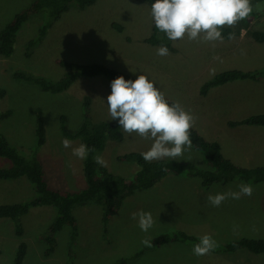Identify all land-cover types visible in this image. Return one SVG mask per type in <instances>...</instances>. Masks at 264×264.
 <instances>
[{
    "label": "rangeland",
    "instance_id": "1",
    "mask_svg": "<svg viewBox=\"0 0 264 264\" xmlns=\"http://www.w3.org/2000/svg\"><path fill=\"white\" fill-rule=\"evenodd\" d=\"M32 1L0 0V29ZM251 3L253 12L250 16L232 27L235 39L205 43L189 40L186 34L175 42L177 50L168 49L166 56L157 55L162 45L145 41L151 35L153 24L151 6L147 2L97 0L83 9L73 3L48 29L44 39L28 49V41L37 35L46 18L43 13L31 16L17 32L13 53L10 56L0 54V87L6 89V94L0 99V112L13 110L10 116L0 120L1 132L19 152L28 157L36 156L42 162L51 187L71 192L85 188L84 159L72 154V149L81 141L79 138H67L63 130L72 132L82 122L86 110L85 96L91 98L90 115L93 120H111L107 104L111 81L104 75L79 74L69 88L52 93L34 83L14 78L13 72L25 70L59 79L67 71L57 62L59 58L79 63L99 62L123 70L126 62L122 56H128L130 66L123 71L137 77L140 74L148 76L165 96L179 101L196 117L193 127L199 133L209 140L226 138V142L233 146L238 137L232 135L242 129L246 132L264 130V126L247 124L231 130L227 125L231 120L264 113V77L253 86H245L238 81L218 85L207 95H201L200 89L207 80L224 70L264 68V42H257L248 32L264 28V0H251ZM256 4L261 5V11L255 10ZM112 22L122 25L124 30L119 32L111 25ZM214 56L220 59L214 60ZM38 109L44 113L47 130L46 141L41 146L37 144L36 134ZM114 121L118 122V119ZM121 130L122 140L108 139L105 147L95 155L103 157L110 171L131 176L138 169L137 163L118 160V155L130 151L145 152L152 141ZM64 139L70 140L72 146L65 148L62 145ZM247 142L257 143L258 140L248 139ZM177 160L191 161L200 168H208L203 151L193 146ZM11 164L8 157L0 156V167ZM241 182L245 181L236 178L227 184L214 183L209 189L220 190V193L235 192L239 191L237 185ZM197 183H200L199 177L167 174L152 187L126 196L118 211L110 216L107 230L100 204L87 202L77 205L73 210L78 223L76 238L72 240V230L65 225L57 232V246L50 255H45L47 244L39 239V235L55 218L57 211L54 206L32 207L21 219L25 229L21 237L17 236L11 218L0 217V264H13L21 241L27 244L23 264H114L123 257L129 258L124 264H264V252L254 253L246 248L234 252H210L203 256L194 255L193 246L185 241H170L158 247L145 248L143 240L150 241L161 233L172 234L180 230L197 238L211 235L218 245L243 237L264 238V181L245 183L251 184L257 197H253L250 203L231 198L220 207L201 200V194L207 189ZM34 193L26 176L0 178V204L22 202ZM141 210L150 212L154 220L147 232L139 228L138 220L132 219V213ZM215 212L222 214L212 215ZM234 221L233 233L228 234ZM209 226L214 230H209ZM213 232L216 235H212ZM139 251L141 254L134 257Z\"/></svg>",
    "mask_w": 264,
    "mask_h": 264
},
{
    "label": "trees",
    "instance_id": "2",
    "mask_svg": "<svg viewBox=\"0 0 264 264\" xmlns=\"http://www.w3.org/2000/svg\"><path fill=\"white\" fill-rule=\"evenodd\" d=\"M97 0H33L29 5L18 11L13 18L0 29V54L10 56L14 51L16 35L24 22L31 16L43 13L45 20L41 24L37 35L31 38L27 43V48L31 49L39 44L47 34L48 29L57 21L65 12L70 9L71 4H76L80 8H86L93 5ZM147 2L150 6L155 0H138ZM151 35L145 38L147 43L153 45L167 46L173 52L177 50L166 34L160 32L152 20ZM111 25L119 32L124 27L117 22ZM247 26V23H245ZM244 28V27H243ZM235 32L232 27L224 26L222 35L228 39V34ZM248 32L257 42H264V28L250 29ZM57 62L67 68L66 73L59 79H50L39 76L25 70H16L13 76L16 79L27 81L38 85L42 90L52 93L61 92L69 88L76 80L77 76H96L104 75L110 81L119 76L126 80H135L134 76L123 70L107 66L103 63H79L59 58ZM264 77V68L256 70L228 69L219 72L213 78L207 80L200 89L201 95H207L209 90L215 86L224 84L236 79H253L260 80ZM6 94V89L0 87V99ZM171 104L173 99L165 96ZM85 113L80 125L72 132L63 130L67 138H79L81 144L88 145L89 148H95L94 153L90 152L83 161V171L86 178V187L79 191H67L53 188L49 185L45 177V171L42 162L36 157H28L19 152L13 146L7 137L0 130V156L8 157L12 164L9 167H0V178L16 179L26 176L34 188V195L25 201L14 203L0 204V217H9L14 221L15 232L17 236L24 234V225L22 217L29 212L32 207L42 205H52L56 208L57 214L49 224L47 230L39 235V239L47 244L45 255L53 253L57 246L56 234L65 225H68L72 232L71 238L74 240L77 235L78 223L74 215V207L87 202H94L102 206V219L104 228L107 230V222L110 216L116 213L126 196L133 194L137 190L148 189L156 182L169 173L176 175L186 174L200 178L203 188H209L214 183L227 184L236 178L245 182L259 183L264 181V166L245 167L236 164L226 157L221 149V145L216 140H209L204 137L196 128L190 130V138L195 149L204 153V158L208 168H200L191 161L173 160L166 158L159 161L146 162L141 155L142 152L130 151L118 155V160L134 161L138 169L131 176H123L110 171L106 166H101L93 160V156L102 150L108 139L122 140L123 133L119 123L114 120L95 121L90 115L91 98L85 96ZM12 109L0 112V120L10 116ZM65 119V118H63ZM259 125L264 126V113H255L240 120L229 121L230 126L238 125ZM46 125L44 113L41 109L37 112V144L41 146L46 141ZM170 241H185L192 246L199 243V238L188 234L185 231L175 233H161L150 240L152 246H145L150 249L161 246ZM240 248H246L254 253L264 252V238L243 237L232 240L225 244H220L211 252H234ZM142 251L135 253L136 257ZM27 254V244L24 241L19 242L15 253L13 264H23ZM128 257L117 260L114 264H124Z\"/></svg>",
    "mask_w": 264,
    "mask_h": 264
},
{
    "label": "clouds",
    "instance_id": "3",
    "mask_svg": "<svg viewBox=\"0 0 264 264\" xmlns=\"http://www.w3.org/2000/svg\"><path fill=\"white\" fill-rule=\"evenodd\" d=\"M255 10L261 11V5L256 4ZM252 12L251 0H155L151 4L155 27L173 41V46L186 34L188 39L193 41L223 42V27L235 26ZM228 39H235V32H230ZM168 54L167 46H161L157 50L159 56ZM213 59L219 60L220 57L214 56ZM107 104L111 120L118 119L119 126L125 133H136L141 138L152 141L149 150L141 153L146 162L165 158L176 160L183 156L185 151L191 150L193 145L190 130L196 117L179 101L170 104L148 76L140 74L135 80H126L123 76L115 78L111 81V94L107 97ZM62 145L65 148L72 146L68 139H64ZM95 151V148L80 144L72 149V154L85 159L90 152ZM93 160L101 166H106L100 155L93 156ZM237 187L239 191L209 194L208 203L219 207L228 198L238 200L243 195L251 196L253 193L251 184L241 182ZM132 219L138 220V226L144 232L154 224L152 214L143 210L132 213ZM142 243L152 246L147 239ZM216 247L218 244L213 237L205 234L199 238V243L193 246L192 251L196 256H203Z\"/></svg>",
    "mask_w": 264,
    "mask_h": 264
},
{
    "label": "crops",
    "instance_id": "4",
    "mask_svg": "<svg viewBox=\"0 0 264 264\" xmlns=\"http://www.w3.org/2000/svg\"><path fill=\"white\" fill-rule=\"evenodd\" d=\"M122 59H123L124 62H126V68L129 67L130 66L131 59L128 56H122ZM132 63H133V60H132ZM126 68L123 69V70H126ZM261 80L262 79H260V80L236 79V80H233V81L241 82L245 86H247V85L253 86L254 83L259 82ZM233 81L226 82V83H224V85L225 84H228V83H231ZM207 94H209V92ZM218 116L219 117H222L221 114H218ZM213 120H215V119H213ZM227 125L230 128H232L231 130H234V129L239 128V127L241 128V127L244 126V125L230 126L229 125V121L227 122ZM232 136L233 137H238V139L235 141V143H234L233 146H230L226 142V138H224V140L218 139V142L221 145L222 152H223V154L226 157H228L229 159H231L236 164H239V165L245 166V167L264 166V130L255 131V132H246L244 129H242V131H239V132L233 134ZM245 139H247V140L248 139L249 140L256 139V140H258V142L257 143L247 142V140L244 141ZM243 142H245V143H243ZM244 183H246V182H244ZM199 184H198V186H199ZM209 188H207V190L205 191V193H202L201 194V197L200 198H201V200H204V202L206 204L211 205V204L208 203V201L204 197H207L209 194L215 195L217 193H220V190H217V189H209ZM225 192L226 191H224V193ZM253 197H255L254 192L252 193L251 196L243 195V196H241L240 199H243L245 202L250 203L249 201H251L253 199ZM255 198H257V197H255ZM228 199L230 200L231 198H228ZM217 213L222 214V212H215L212 215H218ZM234 224H235V221L230 224L231 226L229 225L230 226L229 229L231 231L228 234H232L233 233L232 228L235 226ZM207 228L209 230H214V228H212L210 226L207 227ZM212 235H216V232H213ZM212 253H214V252H212Z\"/></svg>",
    "mask_w": 264,
    "mask_h": 264
}]
</instances>
